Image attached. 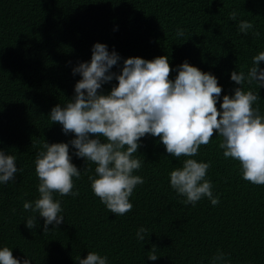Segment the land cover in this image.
I'll return each instance as SVG.
<instances>
[{
    "label": "trees",
    "instance_id": "1",
    "mask_svg": "<svg viewBox=\"0 0 264 264\" xmlns=\"http://www.w3.org/2000/svg\"><path fill=\"white\" fill-rule=\"evenodd\" d=\"M233 10L235 21L229 19ZM240 21L253 29L241 33ZM96 43L121 58L110 69L116 75L125 59L160 56L168 57L170 80L184 62L212 74L222 88L220 110L223 96L239 87L230 74H247L252 58L264 51V0H0V151L16 156L18 169L14 180L0 184V250L8 247L30 264H79L93 251L108 264H213L218 252L227 264H264V185L242 179L239 162L224 158L216 133L196 156L179 158L167 154L159 137H142L136 155L144 162L133 175L144 183L134 189L133 208L124 215L110 212L94 195L89 176L95 177L97 165L75 156L69 144L81 175L73 178L78 196L53 194L64 222L44 233L38 212L24 210L25 202L39 198L35 160L44 142L75 138L49 114L72 101L81 79L73 69L90 62ZM258 67L264 69V61ZM116 84L105 83L100 94ZM243 87L258 93L254 107L264 116V87ZM186 159L210 162L205 179L219 198L216 206L206 197L185 204L170 187V172ZM30 216L37 217L33 229L25 227ZM141 227L147 229L144 241L137 239ZM153 246L155 261L148 259Z\"/></svg>",
    "mask_w": 264,
    "mask_h": 264
},
{
    "label": "clouds",
    "instance_id": "2",
    "mask_svg": "<svg viewBox=\"0 0 264 264\" xmlns=\"http://www.w3.org/2000/svg\"><path fill=\"white\" fill-rule=\"evenodd\" d=\"M229 19L235 21L233 10ZM239 31L247 34L253 24L240 21ZM185 30L177 29L178 37ZM259 35V33H253ZM90 62L80 63L73 75L81 79L75 84V95L63 107L57 104L49 116L53 123L62 126L65 135L74 134L69 143L44 142L43 151L37 154L35 171L39 198L25 202L23 208L44 219V233L49 225L64 222L61 201L53 194L78 196L73 192V178H80L81 171L71 163L69 144L75 156L95 163V177L89 176L91 188L106 208L117 215H124L133 208L129 202L137 185L144 183L141 176L133 175L144 162L136 155L138 143L146 134L159 137L168 155L179 158L194 157L201 145L209 144L216 133L222 138L218 147L223 149L225 159L232 158L241 166V177L254 185H264V116L254 105L258 93L243 85L255 83L264 87V69L258 67L264 61V51L252 58V67L245 72L233 71L230 79L239 87L234 95L223 96L220 110L217 101L222 92L215 76L204 73L187 62L177 69L175 80H170L172 69L167 56L151 61L134 57L123 61L119 75L110 72L121 59L115 51L109 53L107 46L96 43L92 47ZM117 81L111 91L100 94L102 85ZM95 137V138H90ZM103 138V142L102 139ZM210 162L186 159L182 168L169 174L170 187L186 199L185 204L195 206L206 197L216 206L219 198L213 195L212 184L206 180ZM18 171L16 156L0 151V184L15 179ZM36 216H30L25 224L28 229L36 227ZM147 229L137 232L139 241L145 240ZM156 247L151 248L149 260H157ZM213 264H227L225 254L218 252L212 257ZM0 264H30L13 257L8 247L0 250ZM79 264H108V258L97 252H88Z\"/></svg>",
    "mask_w": 264,
    "mask_h": 264
}]
</instances>
